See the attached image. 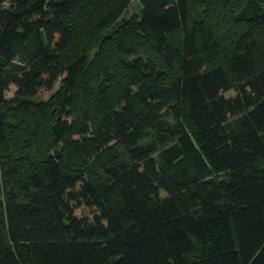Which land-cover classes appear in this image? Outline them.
I'll use <instances>...</instances> for the list:
<instances>
[{"label": "trees", "instance_id": "obj_1", "mask_svg": "<svg viewBox=\"0 0 264 264\" xmlns=\"http://www.w3.org/2000/svg\"><path fill=\"white\" fill-rule=\"evenodd\" d=\"M129 1L0 0V264H264V0H141L97 68Z\"/></svg>", "mask_w": 264, "mask_h": 264}, {"label": "rangeland", "instance_id": "obj_2", "mask_svg": "<svg viewBox=\"0 0 264 264\" xmlns=\"http://www.w3.org/2000/svg\"><path fill=\"white\" fill-rule=\"evenodd\" d=\"M106 2V1H105ZM195 8V6H194ZM196 9H200V5L197 4ZM100 11V10H98ZM141 12V0H130L128 3V6L122 11V13L112 22L107 26L106 28H103L99 31L98 35L95 38H91L90 45L85 49L86 50V56L89 58L90 63H93L95 67L98 68L99 62H97L96 58L98 54H102L103 57L105 58H110L113 54L112 49H114V37H113V32L116 28H118L120 25L134 20L138 17V15ZM93 13L96 16V13L93 11ZM94 20V17H87L84 20V24L81 27H77L74 31V35L71 38L70 44L68 45V48L66 50V56L71 57L74 54V51H76L77 47L81 45V41L86 38L89 35V28ZM103 50L104 52H108L109 50L111 52L107 54L100 53V51ZM113 60L115 61V55L113 56ZM59 83H57L54 87V89L48 93H42L39 94L35 97V101H46L45 103L51 99L52 94L58 89ZM15 87L14 85L10 84L8 90L5 92V97L10 98L13 96L15 92ZM225 96H233V92H228L225 94ZM82 105V104H81ZM233 118L230 119V125H233ZM50 118L47 123H49ZM43 130V129H42ZM45 131V130H44ZM24 143V138L21 135L17 136V140L15 143V149L18 151L20 155L25 151V148L23 146ZM42 145V155L34 158L31 157L29 158L28 162V168L30 170H33L37 166L40 168L42 161L44 160V156L47 153L46 151L50 148L49 144V139L46 141V136L44 140L41 142L40 140L36 141V146L37 147H32L30 148V154H35L39 150V145ZM24 174H20V180L24 178ZM76 215L81 216L82 214H89V209L86 207H79L77 210H75Z\"/></svg>", "mask_w": 264, "mask_h": 264}]
</instances>
